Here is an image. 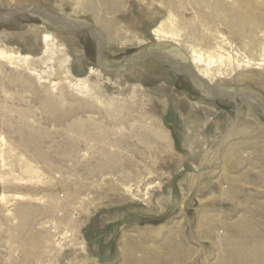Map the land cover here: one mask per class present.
Returning <instances> with one entry per match:
<instances>
[{
	"label": "rangeland",
	"instance_id": "1",
	"mask_svg": "<svg viewBox=\"0 0 264 264\" xmlns=\"http://www.w3.org/2000/svg\"><path fill=\"white\" fill-rule=\"evenodd\" d=\"M93 1L109 12L113 45L100 29L98 10L89 8L92 0H0V12L33 4L94 24L108 39V61L101 65L109 70L117 68L110 61L158 45L152 31L171 11L182 31L195 18L187 5L192 0ZM218 1V11L228 14L229 4ZM254 1L262 10L264 0ZM225 18L214 22L215 30L240 49L245 37ZM247 25L240 30L258 34ZM43 26L58 34L54 55H44L35 38ZM180 43L183 53L175 57L185 65L191 44ZM2 51L31 57L26 67L0 56V264H226L228 237L244 239L235 227L264 236L263 141L232 149L222 169L206 173L199 187L189 186L229 136L248 133L255 122L264 128L263 75L216 81L258 97L253 105L242 98L239 106L214 101L154 56L123 72L104 71L86 31L58 32L29 16L0 24ZM80 82L99 102L76 90ZM109 103L132 108L114 121L103 109ZM238 110L242 119L235 129ZM79 123L108 147L71 130ZM97 149L117 164H104ZM221 231L227 237L220 241Z\"/></svg>",
	"mask_w": 264,
	"mask_h": 264
},
{
	"label": "bare ground",
	"instance_id": "2",
	"mask_svg": "<svg viewBox=\"0 0 264 264\" xmlns=\"http://www.w3.org/2000/svg\"><path fill=\"white\" fill-rule=\"evenodd\" d=\"M224 1L229 4V5H227L228 9H229L228 14H225V12H219L218 11L219 10L218 9V2H219L218 0H192L187 5L189 7V10L194 11L195 18H194L193 22H185L184 23L186 28L183 31L180 29L176 15L173 14L172 11L171 12L168 11V12H170V14L168 13V18L163 20L158 25V27L156 29H154L152 32H153V35H154L156 42H158L159 44L166 43L165 44L166 46L167 45L173 46V48L172 49L170 48V50H171V53L174 54V56L177 55V53H178L177 51H182L180 49V47H181L180 39H185L187 44L188 43L191 44L190 46H188L190 49V54H188L190 60L182 68L186 69L187 72L188 71L189 72H192V71L195 72L197 77L205 80L208 85L215 86V87L217 86V87L221 88L222 90H226V89L232 90L231 92L233 93V97H231V98L230 97H224V98L219 97V98H213L211 100L223 101L226 99H230L231 101L232 100L235 101V103H237V105L241 104L240 101L243 100L245 102V104L248 102V104L253 105L254 104L253 102L259 100L258 97L253 96L247 90H239L238 87L228 88L227 86L219 85L218 83H216V81L219 80V81L224 83V81L226 79L230 80L232 78H237V76H240V78H238V79H240V81H242L241 79L244 77L246 78V80H250L256 76H260V75L264 76V9H263L264 7L262 8V10L257 8V6H259V3H257L254 0H242L243 2L239 1V0H236L235 2H233V0H224ZM231 3H234L233 6L231 5ZM89 8L93 10V14L95 13V9L98 10L97 15L101 18L100 22H98V24L100 25V29L103 30L104 33L106 32L108 34L110 43L113 45L116 41H115V38L113 36L114 34L112 32V23H111L112 21H109L107 19V15L109 14V12L105 11L103 9L102 5L100 4V1H97V3H96V1L92 0ZM224 8H225V6H224ZM202 9L205 11H202ZM92 10L90 12H92ZM195 10H199V11H195ZM224 10L226 11L227 9L225 8ZM68 16L72 17L71 15H68ZM224 18H225V20L228 19L227 20V26L229 29H231V31L233 30V31L237 32L238 35L245 37L241 41L240 49H238L233 44V42L231 43L228 40V38H226L223 34H221L219 31L215 30L214 22H216L218 20H223ZM248 23L253 24L252 26H254V30L258 31L257 35H256V33L253 34L252 32L244 31V29H243V31L245 32V34L242 33L243 31L240 30L241 25L242 24L247 25ZM247 26H243L242 28H244V27L247 28ZM42 29H43V32L41 34V37L36 36L35 38L36 39L41 38V41L45 47L44 48V55L50 54V53L54 55L55 54L54 48L56 47L58 49L57 44H56V43H58L57 42V35L58 34L56 32H54V33L47 32V29L44 26L42 27ZM38 31H39V29H38ZM69 34H71V33H69ZM195 42L200 43V44L195 45ZM202 46H204L205 49L202 48ZM62 50H64V49H62ZM182 53H183V51H182ZM8 55H10V54L3 53V51L0 52V56H2V57L5 56V57H3L4 59L8 58L10 61L22 60V61H24L23 63L25 64V66L29 67L28 60L30 59L31 56H29V57L24 56V58H21L20 56H17V55L16 56H11V55L8 56ZM149 57H151V56H149ZM145 59H147V58H145ZM64 64H65V62H64ZM16 65H17V63H16ZM23 66H21V67H23ZM19 70H21V69H19ZM26 72H27V70H26ZM12 80L18 81V77L14 76L12 78ZM20 80H21V78H20ZM261 80H264V79H261ZM235 81H237V80L235 79ZM69 84H70V82H69ZM81 84L83 85V83H81ZM81 84L77 83L74 85V87L76 88V90L79 93L85 92V97H86V95H88V96H90V99L92 98V100H93L94 97L91 96V91L89 90V87H87V85H85L86 83L83 86H81ZM62 96L63 95H61V97ZM59 98H60V96H59ZM241 98H242V100H241ZM94 100L95 101H93V102H96V101L99 102V99L97 97ZM61 104H64V102ZM14 106H16V105H14ZM127 107H129V104H126V103H116V104L109 103L108 105L104 106L103 109L106 111L105 114H107L109 116V118L116 121L117 118H119V120H120L121 115L127 111L126 110ZM258 107L260 108L261 106L258 105ZM27 108H25V109H27ZM92 108H93V106H92ZM129 108L131 109L132 105H130ZM93 109L95 110V108H93ZM66 115H68V113ZM236 116H237V118L233 121L234 124H232L233 128L242 119L241 111L238 110ZM247 117L252 118L253 122L256 121V119H255L256 115H254L252 113H249L247 115ZM125 121H126V119H125ZM83 123H85V122H83ZM117 124L119 125L120 123H117ZM111 125H112V123H111ZM99 126H100V124H99ZM101 126H102V124H101ZM105 128H107V127H105ZM108 128L106 130H108ZM72 129L79 130L81 132V134H83V136L84 135L87 136L88 139H91L92 141H97V143H102V145L106 144L105 138H101L100 136H98L96 134L88 133V130H87L88 128L85 127V125H83L81 123L73 125L71 130ZM235 129H237V128L235 127ZM97 130L101 131V133L103 132L101 128L97 127ZM258 131H261V132H258ZM145 133L152 134L153 130L145 129ZM239 136L240 137H238V136L233 137L231 135L227 138V140H224V143L221 145V147H219L218 152L215 153L216 155L213 157L214 159L212 160V158H211V161H209L205 164L206 166L204 168L206 169V172H204L200 175L191 176V178H189L190 179L189 186H192V187H196V185L198 186L199 183L201 182V180L203 179V177L207 176L206 173L213 174L218 169H220L221 167L223 168L226 159H229L228 156H229L230 151H232V149H237V148L239 149L240 147H247V146L256 145L257 143H259L261 141L264 142V128H261L259 126V124L257 122H255L253 125L250 126V131L248 133H246L244 135H239ZM118 143H119V140L115 141V143H112V144L118 145ZM102 145H101V147H102ZM108 145H107V147H108ZM112 149H113V146H112ZM69 150H70V148H69ZM97 150H98L97 152H99L101 157H103V159L102 158L101 159L103 160L104 164H110V163H116L117 164V162L114 160L113 156H110L109 154H107L104 149H101V150L97 149ZM228 168H230V167H228ZM41 211H42V213L46 212L44 209H42ZM200 218H202V216ZM235 228H236V231L245 235V236L244 235L241 236L244 239L243 240L236 239L238 236L236 238H233V239L231 237H228L229 240H227L226 242L231 243V244L228 243V245H229L228 247H230L229 252L223 253L224 257L222 258V260L223 261L225 260L226 264L227 263H230V264H264V261L261 260V257L264 258V255L262 256V254H264V240L261 239L264 236L257 234L259 232L252 235L248 231L249 233L247 234V230H243V232H241L242 229L240 227H235ZM219 235H220V238H218V240H220V241H221V238L227 237V234L224 231L219 232ZM255 242H257V243H255ZM220 245H222V244H220ZM176 246H178V245H176ZM176 246H175V249L177 248ZM216 246H219V243H217ZM176 250H179V249H176ZM175 256H176V254H175Z\"/></svg>",
	"mask_w": 264,
	"mask_h": 264
},
{
	"label": "water",
	"instance_id": "3",
	"mask_svg": "<svg viewBox=\"0 0 264 264\" xmlns=\"http://www.w3.org/2000/svg\"><path fill=\"white\" fill-rule=\"evenodd\" d=\"M22 16H29L32 19H37L47 27H51L62 33L69 34L86 31L96 44L97 57L100 59V67L104 71L115 73L123 72L129 67L141 63L145 58L155 56L166 64L175 74L188 77L192 86L198 90L202 96L207 98L233 97L232 90H222L219 87L208 85L205 80L197 77L195 72H187L186 69H183L182 67L184 65L171 53L170 48H173L171 45L166 46L158 44L156 46L144 48L135 55L125 56L120 62L110 61L114 65H117V68L109 70L106 69L104 65H101L102 62L108 61L103 54L108 46V40L94 24L82 19L69 17L63 12H51L33 4L0 12V24H6Z\"/></svg>",
	"mask_w": 264,
	"mask_h": 264
}]
</instances>
